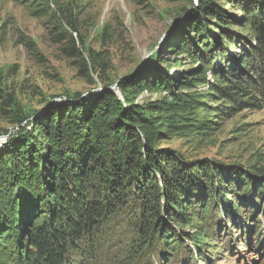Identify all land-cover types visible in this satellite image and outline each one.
Masks as SVG:
<instances>
[{
    "label": "trees",
    "instance_id": "obj_1",
    "mask_svg": "<svg viewBox=\"0 0 264 264\" xmlns=\"http://www.w3.org/2000/svg\"><path fill=\"white\" fill-rule=\"evenodd\" d=\"M212 1L197 0L198 13L215 17L222 39L198 20L190 23L203 44L198 49L189 39L179 47L198 64L191 73L174 83L157 73L124 77L120 97L102 88L87 101L75 95L22 116L29 128L0 147V249L10 247L0 262L95 264L105 251L106 264H153V256L169 264L191 252L188 243L197 260L210 264L204 228L214 210L257 231L251 222L259 224L257 210L264 216V172L258 169L255 181L209 159L185 162L158 145L173 135L206 137L222 118L264 107V0H227L241 11L234 19L239 30ZM87 55L95 62L98 53ZM96 63L106 67L104 58ZM161 88L166 95L135 101L142 90ZM0 100L20 112L1 79ZM118 227L123 233L115 241L109 233Z\"/></svg>",
    "mask_w": 264,
    "mask_h": 264
},
{
    "label": "rangeland",
    "instance_id": "obj_2",
    "mask_svg": "<svg viewBox=\"0 0 264 264\" xmlns=\"http://www.w3.org/2000/svg\"><path fill=\"white\" fill-rule=\"evenodd\" d=\"M212 2L229 15L231 28L239 30L234 19L241 11L227 0ZM197 4V0H0V79L5 93L13 94L20 111L12 112L0 100V147L22 128H29L23 115L40 114L49 102L63 103L75 95L87 101L102 88L120 97L119 80L138 78L146 72L152 77L157 73L166 83H174L181 73H191L198 64L179 47L189 39L198 49L203 50V44L190 23L199 21L222 39L214 27L215 17L199 14ZM196 15L199 17L194 21ZM70 20L76 25L77 34L70 27ZM241 35L248 38L245 30ZM89 49L98 53L95 62L87 55ZM227 54L230 56L231 52ZM101 58L105 61L104 69L96 66ZM205 76L210 78L208 72ZM166 91L144 89L135 101L158 99ZM219 122L217 129L206 137L173 135L158 145L185 162L209 159L259 181L261 176L256 171L264 172V107L245 109ZM250 193L248 197L259 202ZM242 210L239 214L244 216ZM217 212L213 211L208 227L204 228L205 241L211 243L204 256L210 264H264L262 209L252 215L259 221L251 222L259 226L255 233L254 227L250 231L241 224L234 225L221 210ZM216 230L220 232L217 236ZM122 233L123 228L118 227L109 234L116 241ZM229 233L231 242L226 236ZM186 244L191 252L181 251L169 264H204L197 260L194 247ZM5 245L0 255L10 249L8 243ZM112 248L109 244L107 251L112 252ZM105 254L103 251L95 264H106ZM155 259L150 258L153 264H159Z\"/></svg>",
    "mask_w": 264,
    "mask_h": 264
}]
</instances>
